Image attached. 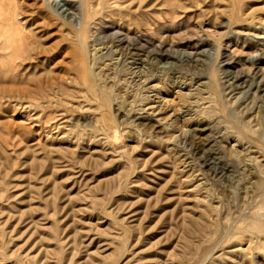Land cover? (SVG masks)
I'll list each match as a JSON object with an SVG mask.
<instances>
[{
  "label": "rangeland",
  "instance_id": "374dc122",
  "mask_svg": "<svg viewBox=\"0 0 264 264\" xmlns=\"http://www.w3.org/2000/svg\"><path fill=\"white\" fill-rule=\"evenodd\" d=\"M0 48V264H264V0H0Z\"/></svg>",
  "mask_w": 264,
  "mask_h": 264
},
{
  "label": "bare ground",
  "instance_id": "6f19581e",
  "mask_svg": "<svg viewBox=\"0 0 264 264\" xmlns=\"http://www.w3.org/2000/svg\"><path fill=\"white\" fill-rule=\"evenodd\" d=\"M15 7H16V6H15ZM14 16H15V14L13 15V17H14ZM7 19H8V18H7ZM13 19H14V18H13ZM14 20H15V19H14ZM15 21H16V20H15ZM2 45H3V44H2ZM2 48H5V47L3 46ZM2 48H0V51H1ZM6 50H7V48H6ZM2 52H3V51H2ZM12 65H13V64H12ZM139 75H140V74H139ZM252 169H253V168H252ZM249 175H250V174H249ZM255 176H256V175H255ZM254 180H255V179H254ZM262 183L264 184V178L261 180L260 184H262ZM263 184H262V185H263ZM252 187H253V185H252ZM253 189H254V188H253ZM258 194H259V193H258ZM249 198H250V197H249ZM258 225H259V224H258ZM260 225H261V224H260ZM197 230H198V229H197ZM202 232H203V230H202ZM195 234H196V232H195ZM203 234H204V233H203ZM198 235H199V234H198ZM191 236H192V235H191ZM188 237H189V236H188ZM188 237H185V238H188ZM188 239H189V238H188ZM188 239H187V240H188ZM191 241H192V240H191ZM193 241H194V240H193ZM187 242H188V241H187ZM118 247H119V246H118ZM190 247H191V246H190ZM188 248H189V247H188ZM191 250H192V249H191ZM189 252H190V251H189ZM187 254H188V253H187ZM189 255H190V254H189ZM180 257H181V256H180Z\"/></svg>",
  "mask_w": 264,
  "mask_h": 264
}]
</instances>
